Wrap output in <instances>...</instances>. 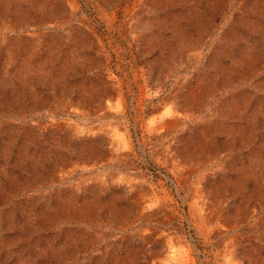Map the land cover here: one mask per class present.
Masks as SVG:
<instances>
[{"label":"rangeland","instance_id":"obj_1","mask_svg":"<svg viewBox=\"0 0 264 264\" xmlns=\"http://www.w3.org/2000/svg\"><path fill=\"white\" fill-rule=\"evenodd\" d=\"M0 264H264V0H0Z\"/></svg>","mask_w":264,"mask_h":264}]
</instances>
